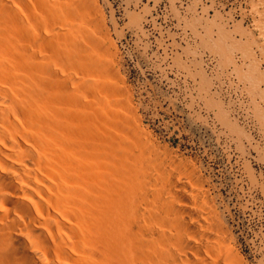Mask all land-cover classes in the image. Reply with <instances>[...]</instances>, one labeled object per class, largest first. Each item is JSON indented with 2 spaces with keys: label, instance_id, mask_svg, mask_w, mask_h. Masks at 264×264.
<instances>
[{
  "label": "rangeland",
  "instance_id": "374dc122",
  "mask_svg": "<svg viewBox=\"0 0 264 264\" xmlns=\"http://www.w3.org/2000/svg\"><path fill=\"white\" fill-rule=\"evenodd\" d=\"M32 1L13 2L19 29L51 39L44 53L84 103L92 142L106 149L116 133L121 161L135 133L196 164L229 247L242 264H264V101L248 91L264 78V0ZM249 50L255 68L241 56ZM98 154L95 171L107 174Z\"/></svg>",
  "mask_w": 264,
  "mask_h": 264
},
{
  "label": "bare ground",
  "instance_id": "6f19581e",
  "mask_svg": "<svg viewBox=\"0 0 264 264\" xmlns=\"http://www.w3.org/2000/svg\"><path fill=\"white\" fill-rule=\"evenodd\" d=\"M14 1L0 0V264H242L196 164L135 133L121 161L116 133L107 151L92 142L84 103L44 53L51 39L19 29ZM263 83L248 89L262 101Z\"/></svg>",
  "mask_w": 264,
  "mask_h": 264
}]
</instances>
